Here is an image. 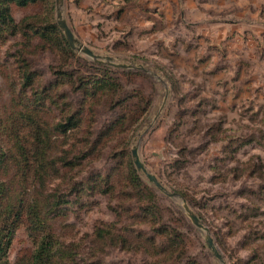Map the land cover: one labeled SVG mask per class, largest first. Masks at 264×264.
Returning <instances> with one entry per match:
<instances>
[{
  "label": "rangeland",
  "instance_id": "1",
  "mask_svg": "<svg viewBox=\"0 0 264 264\" xmlns=\"http://www.w3.org/2000/svg\"><path fill=\"white\" fill-rule=\"evenodd\" d=\"M61 11L74 37L101 61L69 45L57 23L56 0H38L9 3L14 26L0 23V65L13 63L20 49L30 69L43 74L42 84L60 66L77 69L89 81L114 83L100 90L106 94L98 98L92 119L101 130L126 116L125 132L113 134L106 153L84 167L117 170L116 191L111 197H82L86 205L77 213L74 206L66 208L67 222L74 232L90 233L99 221L112 222L121 209H134L129 203L135 205L137 194L124 183L132 164L155 194L158 217L170 226L167 237L183 247L178 259L167 261L164 245L157 262L155 254L142 250L97 246L85 264H264V0H63ZM51 24L76 57L65 62L58 47L35 52L22 47L35 31V42L46 35L48 40ZM105 57L132 66L114 67ZM87 90L82 88L84 96ZM79 93L70 98L74 104ZM55 113L51 116L58 117ZM133 147L146 170L176 196L160 191L137 169ZM183 203L207 227L222 260ZM133 221L128 220L132 235L158 239ZM31 249L20 226L10 262L27 260Z\"/></svg>",
  "mask_w": 264,
  "mask_h": 264
},
{
  "label": "trees",
  "instance_id": "2",
  "mask_svg": "<svg viewBox=\"0 0 264 264\" xmlns=\"http://www.w3.org/2000/svg\"><path fill=\"white\" fill-rule=\"evenodd\" d=\"M37 1L0 0V23L14 26L8 17L9 3ZM3 29L0 27V32ZM35 33L28 45H22L24 49L35 52L58 47L65 62L76 57L66 39L58 37L55 24L48 28V40L46 35L35 42L39 38ZM21 51L17 49L20 56L13 63L0 65L4 82V88L0 86V264H85L96 256L97 246L101 251L107 247L142 250L155 254L159 262L158 250L165 245L170 254L167 261L178 259L182 242L167 237L170 226L158 217L155 194L132 164L124 183L132 184L137 194L135 205L129 203L134 209H121L117 220L99 221L90 233L74 232L75 225L67 222L68 206H74L71 211L77 213L86 205L82 197L96 193L111 197L116 191L113 174L117 170L88 172L84 162H95L106 153L109 138L125 132L121 126L126 116L96 130L92 119L95 105L106 94L100 90L114 83L106 78L89 81L77 69L60 66L56 77L42 84L43 74L30 69ZM87 86L84 96L82 88ZM77 92L81 98L74 104L70 98ZM55 112L58 117L51 116ZM138 194L143 196L141 200ZM129 219L144 223L158 239L147 233L132 235ZM20 226L29 236L32 249L27 260L12 263L8 253Z\"/></svg>",
  "mask_w": 264,
  "mask_h": 264
},
{
  "label": "water",
  "instance_id": "3",
  "mask_svg": "<svg viewBox=\"0 0 264 264\" xmlns=\"http://www.w3.org/2000/svg\"><path fill=\"white\" fill-rule=\"evenodd\" d=\"M62 1L63 0H56L57 3V23L59 25V27L62 29L69 45L73 48L76 49L82 53H84L85 55H87L88 57H91L97 61H101L100 56L97 55L96 53H94L91 49H89L88 47H86L85 45H83L82 43H80L73 35L70 27L68 26V23L66 21V19L63 17L62 15V11H61V5H62ZM106 58V63H108L109 65H112L114 67H119V68H129L132 65H127V64H122V63H114L111 60V57H105ZM132 157H133V161L137 167V169L139 171L142 172V174L148 179L149 182H151L154 186H156L160 191H163L164 193H166L169 196H176L175 193L172 192H168L166 190V188L162 185V183L150 172H148L146 170V168L144 167L142 161L140 160L138 151H137V147H133L132 148ZM184 202V201H183ZM183 207L186 210L188 216L190 217L191 221L199 228L201 229L204 233H205V239H206V243L209 246V248L212 250L213 254L220 260H222L221 255L219 253V251L217 250L212 237L209 235L208 233V229L207 227H205L200 220L198 219V217L188 208V206L183 203Z\"/></svg>",
  "mask_w": 264,
  "mask_h": 264
}]
</instances>
